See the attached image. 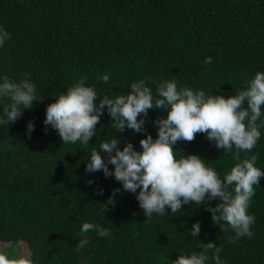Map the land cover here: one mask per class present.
<instances>
[{"label": "trees", "instance_id": "trees-1", "mask_svg": "<svg viewBox=\"0 0 264 264\" xmlns=\"http://www.w3.org/2000/svg\"><path fill=\"white\" fill-rule=\"evenodd\" d=\"M0 26L11 34L0 47V75L27 76L41 95L14 123L0 125V245L25 243L32 264H172L181 250L199 253L200 242L212 241L223 249L225 264H264V177L248 209L255 216L251 237L237 239L218 213L212 218L217 199L147 219L135 194L114 178L85 172L88 153L100 141L115 134L118 147L131 142L140 150L143 132L115 133L105 111L97 136L82 147L64 144L43 125L46 105L81 78L109 96L126 94L139 79L154 92L159 81L174 79L206 94L235 95L264 71V0H0ZM209 56L211 64L204 62ZM105 74L108 83L100 79ZM165 115L158 109L145 117L153 138V120ZM28 121L35 124L30 137ZM260 131L256 147L241 158L255 154L264 168V127ZM174 148L200 155L221 178L236 162L202 133ZM116 188L121 191L108 203ZM85 222L110 236L89 231L80 249ZM194 222L197 237L188 234ZM208 255L206 264H214Z\"/></svg>", "mask_w": 264, "mask_h": 264}, {"label": "clouds", "instance_id": "clouds-1", "mask_svg": "<svg viewBox=\"0 0 264 264\" xmlns=\"http://www.w3.org/2000/svg\"><path fill=\"white\" fill-rule=\"evenodd\" d=\"M10 37L0 26V47ZM204 62L213 63L212 57H205ZM100 79L108 83L110 78L105 74ZM40 98L36 85L27 76L17 81L0 75V125L8 127L10 122L14 123L22 115V109L31 108ZM158 109H165L166 115L153 120L157 133L153 138L145 130V117L149 110ZM105 111L111 117L115 133L125 128L144 133L139 140L140 150L131 142L118 147L120 139L114 134L90 150L86 173L102 172L105 178H114L124 191L135 194L147 219L154 214L181 212L182 205H200L206 199H217L219 203L209 209L212 218L218 213L217 218L227 223L237 239L253 235L251 226L255 216L248 209L255 195L254 186H259L264 177V168L257 166V155L241 158V153L252 152L264 127V71H257L243 90L227 97L179 86L174 79L156 83L155 92L148 81L139 79L129 85L126 94L100 95L95 86L81 78L46 105L43 125L45 130L48 127L55 130L64 144L87 147L91 138L97 136V125ZM33 131L35 124L28 121L26 135L30 137ZM198 133L206 135L217 149L233 155L236 162L223 178L200 155H184L174 148L177 141H192ZM88 183L91 185L95 180L89 179ZM121 188L113 189L108 203H113ZM97 194L103 195L102 187ZM80 231L85 234L78 242L80 249L88 245L89 231L101 237L111 234L101 225L90 222L83 223ZM199 232L200 224L194 222L188 234L197 237ZM200 246L204 250L199 253L181 250L172 264H206L209 252L214 264H225L220 255L223 249L217 244L200 242ZM0 264L32 262L0 252Z\"/></svg>", "mask_w": 264, "mask_h": 264}, {"label": "rangeland", "instance_id": "rangeland-1", "mask_svg": "<svg viewBox=\"0 0 264 264\" xmlns=\"http://www.w3.org/2000/svg\"><path fill=\"white\" fill-rule=\"evenodd\" d=\"M0 250L13 259H21V258L29 259V250L26 244L23 242L14 245L12 243H5V244L2 243V245H0Z\"/></svg>", "mask_w": 264, "mask_h": 264}]
</instances>
